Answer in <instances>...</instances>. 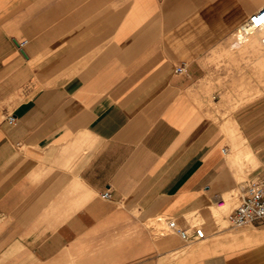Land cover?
<instances>
[{
    "label": "crops",
    "instance_id": "0c3cea01",
    "mask_svg": "<svg viewBox=\"0 0 264 264\" xmlns=\"http://www.w3.org/2000/svg\"><path fill=\"white\" fill-rule=\"evenodd\" d=\"M263 5L0 0V264H264V218L210 212L264 176L238 179L216 83L264 104V49L232 42Z\"/></svg>",
    "mask_w": 264,
    "mask_h": 264
},
{
    "label": "rangeland",
    "instance_id": "374dc122",
    "mask_svg": "<svg viewBox=\"0 0 264 264\" xmlns=\"http://www.w3.org/2000/svg\"><path fill=\"white\" fill-rule=\"evenodd\" d=\"M262 32H264V29ZM256 38L259 39L257 36ZM235 40L236 37L232 40V42L234 43V46H238V48L241 47L258 48L261 49L260 52L262 51V48L264 49V45L260 42L258 43L257 41L249 42V43L246 42L237 43L235 42ZM259 57H258L259 61L257 62L258 75L260 76L259 82L260 84H264V61H262L261 57L260 58ZM229 58L230 57H228V59ZM222 74L224 75L225 73H221V75ZM227 75L230 76H228L226 81L224 80V78L222 80V77L220 76H218L220 78L218 79V81H216L217 84L221 83L220 85L222 86V88H224L225 84L227 85V87L225 88L226 91L224 89L222 90V96L224 99L223 100L224 102H222V129L226 133L230 144H231V139L228 132V127L232 129V134L234 136L235 142L237 144H240V142H242L241 144L243 145L242 148H244V151H247L248 149L252 151L253 154L252 158L251 156L246 155L245 156L246 159L245 158L243 159L241 165H236L241 173L238 179L247 180L250 179L252 175L256 174L255 171L257 170H259L260 173L262 174L264 173V168H263L264 147L260 148L263 146L264 143V104L245 103L244 102V100H246L245 93L243 94V98H242L243 100L241 99V97L235 98L234 73L230 72ZM247 132H250L252 135L248 137L245 135H240V133L242 134ZM249 143L253 144V147L257 146L256 148L257 149L260 148V149L258 151H255L254 150L255 147L251 148ZM253 178H256V176H254ZM235 190L233 191L232 189L231 193H228L224 196L223 205H226L227 207L223 208L221 205V208H218L217 210L211 208L210 212L219 217L222 213L226 212V210L230 209L238 200L236 196L237 188ZM226 198H228L232 202L228 201V199L226 202Z\"/></svg>",
    "mask_w": 264,
    "mask_h": 264
},
{
    "label": "built area",
    "instance_id": "2783aa9c",
    "mask_svg": "<svg viewBox=\"0 0 264 264\" xmlns=\"http://www.w3.org/2000/svg\"><path fill=\"white\" fill-rule=\"evenodd\" d=\"M262 11H264V5L260 7L255 13H253L248 20L241 24L237 28V36L239 33L251 26H258L264 22V18H261ZM25 39L20 41L19 44L23 45ZM262 44L264 45V33L261 37ZM178 70L181 69L177 67ZM9 122L15 120L13 114L7 116ZM103 196H109V190L106 189L101 193ZM222 200L219 202L221 203ZM264 218V176H259L251 179L244 185L243 192L238 196L237 202L227 211L223 217L224 223L231 226H237L252 222L256 219ZM219 223L218 219L216 224ZM167 226L176 231L180 237L186 241H194L202 238L205 235V230L201 222H193L189 227H180L177 225L175 219L169 218L167 220Z\"/></svg>",
    "mask_w": 264,
    "mask_h": 264
},
{
    "label": "bare ground",
    "instance_id": "6f19581e",
    "mask_svg": "<svg viewBox=\"0 0 264 264\" xmlns=\"http://www.w3.org/2000/svg\"><path fill=\"white\" fill-rule=\"evenodd\" d=\"M261 14V18H264V11H262V13H260ZM260 29H264V22H262L260 25H258V26H251V27H248V28H246L245 30H244V32H240L239 33V35L237 36L238 37V39L236 40L237 42H242V41H244L245 39H246V37H247V35L249 34V33H253L254 31H256V30H258V31H261ZM251 33V34H252ZM257 33H260V32H257ZM264 33V32H263ZM256 34V33H255ZM254 35V34H253ZM263 35V34H262ZM262 35H261V37H262ZM259 38V37H258ZM225 126V125H224ZM226 128V127H225ZM228 132H229V135H230V139H232V129L230 128V127H228ZM251 154H252V152L251 151H247L246 152V154H245V156L247 155V156H251Z\"/></svg>",
    "mask_w": 264,
    "mask_h": 264
}]
</instances>
